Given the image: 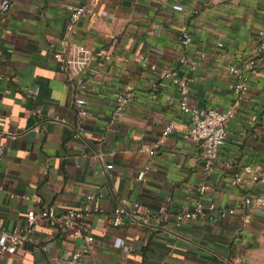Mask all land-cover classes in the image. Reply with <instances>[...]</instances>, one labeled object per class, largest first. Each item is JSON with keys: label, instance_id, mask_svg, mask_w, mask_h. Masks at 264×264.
Instances as JSON below:
<instances>
[{"label": "crops", "instance_id": "1", "mask_svg": "<svg viewBox=\"0 0 264 264\" xmlns=\"http://www.w3.org/2000/svg\"><path fill=\"white\" fill-rule=\"evenodd\" d=\"M10 1L8 14L0 11V225L19 228L29 211L53 209L63 216L89 195L101 212L79 220L78 238L77 227L43 226L1 264H59L82 251L87 237L94 242L83 264H264V210L257 207L250 208L247 227L236 216L174 226L173 216L193 211L200 199L203 150L188 138L190 118L179 110L177 89L152 70L186 72L178 64L186 56L197 64L190 73V105L228 111L238 97V79L229 69L255 54L264 0ZM67 4H94L108 16L84 18L73 39L98 54L96 73L83 82L88 117L81 121L76 88L53 58L66 32ZM184 24L192 37L187 49L178 38ZM138 53L148 61L137 64ZM126 85L136 88L135 100L112 126L115 94ZM171 122L176 132L150 160L145 149ZM245 166L264 171V55L228 127L202 203L233 209L264 195V184H253ZM236 174L243 181L233 186ZM122 201L140 202L156 222L134 224L125 217L115 227L112 217Z\"/></svg>", "mask_w": 264, "mask_h": 264}, {"label": "built area", "instance_id": "2", "mask_svg": "<svg viewBox=\"0 0 264 264\" xmlns=\"http://www.w3.org/2000/svg\"><path fill=\"white\" fill-rule=\"evenodd\" d=\"M10 9L11 1L2 0L0 6L1 14H8ZM65 10L68 14L66 32L64 37L58 42V48L54 51L53 58L66 82L76 88L74 94L75 105L78 118L81 121L88 117L87 103L84 97L81 96L87 87L83 82L89 74L96 73L93 64L98 54L96 56V53L85 45L74 43L73 39L78 35L79 24L84 18L97 19L108 16L105 13L98 12L94 4H67L65 5ZM178 36L181 47L187 49L192 39L191 31L187 24L181 26ZM218 47L222 48L223 44H218ZM263 55L264 28L258 32L255 54L244 60L241 68L232 66L229 69V73L238 79L235 83V91L238 97L233 106L226 112L213 108L202 109L190 105V73L197 71V64L191 62L186 56L181 57L178 61L181 67L187 69L186 72L176 68L157 71V67L152 66V70L156 72L159 81L167 82L177 89L180 97L179 110L190 118L188 138L190 142L198 145L203 150V180L197 191L200 199L193 211H182L173 216V223L176 228H181L193 220L213 222L216 220L215 217L224 220L235 216L240 217L243 227H247L251 224L250 208L257 207L260 210H264V195L249 196L244 200L242 206L233 209L218 208L214 203L205 206L201 201V198L211 189L208 178L215 171L220 152L226 144L228 127L246 100L249 83L259 73V62ZM110 59V56H105V61L108 62ZM134 61L137 64H142V62L146 63L148 58L142 53H138ZM135 96L136 88L132 85H126L118 90L115 94V109L109 120L110 125L113 126L126 118V111L133 104ZM175 132L176 127L173 122L164 127L157 144L153 148L145 149L150 160L158 155L161 147L165 145L167 139ZM112 169V165L106 166V170L110 171ZM149 171L150 161L145 167L144 173ZM243 172L251 179L253 184H264V171L261 167L245 166ZM242 181L243 175L236 174L232 178L231 184L238 186ZM85 201L81 208L68 210L66 214L60 217L57 216L53 209H45L39 212L29 211L24 225L14 230H6L0 225V264L3 257L14 256L18 248L24 246L30 237L36 234L43 226L48 225L52 228L60 226L64 230L78 228L80 219L101 212L100 208L93 205L95 202L94 196H87ZM121 203L122 207L118 208L112 217L115 227L121 226L125 217H129L134 224L149 225L152 222H156L150 212L140 202H134L129 205L126 201ZM80 236L81 230L78 228L74 233V237L78 238ZM93 242V237H87L82 251L74 253L69 259L63 260L59 264H83L84 253L91 250Z\"/></svg>", "mask_w": 264, "mask_h": 264}, {"label": "clouds", "instance_id": "3", "mask_svg": "<svg viewBox=\"0 0 264 264\" xmlns=\"http://www.w3.org/2000/svg\"><path fill=\"white\" fill-rule=\"evenodd\" d=\"M5 103H11V101H5ZM23 123V122H22Z\"/></svg>", "mask_w": 264, "mask_h": 264}]
</instances>
